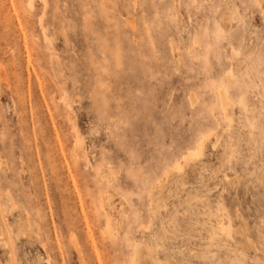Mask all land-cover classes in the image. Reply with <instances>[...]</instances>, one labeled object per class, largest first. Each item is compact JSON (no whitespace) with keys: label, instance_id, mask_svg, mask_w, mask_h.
I'll return each instance as SVG.
<instances>
[{"label":"rangeland","instance_id":"374dc122","mask_svg":"<svg viewBox=\"0 0 264 264\" xmlns=\"http://www.w3.org/2000/svg\"><path fill=\"white\" fill-rule=\"evenodd\" d=\"M0 264H264V0H0Z\"/></svg>","mask_w":264,"mask_h":264},{"label":"bare ground","instance_id":"6f19581e","mask_svg":"<svg viewBox=\"0 0 264 264\" xmlns=\"http://www.w3.org/2000/svg\"><path fill=\"white\" fill-rule=\"evenodd\" d=\"M33 1V0H32ZM44 30H45V34H46V37H49L48 36V33H47V31H46V27L44 28ZM50 41H52V39L50 38ZM228 72V71H227ZM230 77H227V83L230 85L231 83H232V81L234 80V78H235V74H234V72L232 71V70H230ZM228 73V74H229ZM227 76V75H226ZM218 92H219V96H220V99H221V103H222V108L224 109V111L226 110V108H227V106L229 105V103H230V100H229V96H228V94H227V91H226V89L224 88V87H220L219 89H218ZM240 102L241 103H243V105L246 107V102L244 101V98H241L240 99ZM67 104L68 105H70V103L67 101ZM229 107V106H228ZM246 109H247V107H246ZM203 141V140H202ZM202 141H200V145H202ZM201 147V146H200ZM199 147V148H200ZM201 152V151H200ZM195 153H198L199 154V152H197V151H189V155H187V159L188 158H190V157H188V156H190V154H195ZM193 156V155H192ZM191 156V158H193ZM195 156H196V154H195ZM198 156V155H197ZM109 221H110V219H108ZM224 220V219H223ZM231 219H229V221H230ZM111 222V221H110ZM230 223H231V221L229 222V226H230ZM108 224V223H107ZM228 225V224H227ZM220 226V228L225 232V226H224V224L223 225H219ZM227 228H228V226H227ZM229 228H231V227H229ZM229 230V229H228ZM228 233V232H227Z\"/></svg>","mask_w":264,"mask_h":264}]
</instances>
